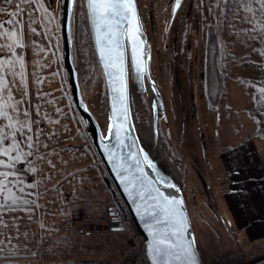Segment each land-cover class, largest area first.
Returning a JSON list of instances; mask_svg holds the SVG:
<instances>
[{
	"label": "rangeland",
	"instance_id": "374dc122",
	"mask_svg": "<svg viewBox=\"0 0 264 264\" xmlns=\"http://www.w3.org/2000/svg\"><path fill=\"white\" fill-rule=\"evenodd\" d=\"M172 1L136 0L144 30L152 46L149 61L150 75L157 83L165 112V118L159 123L158 136L154 138L151 131L152 117L149 102L131 77L130 96L136 128L146 147L162 159L167 170L171 171L176 180L182 184L203 263L264 264V239L250 242L242 233L236 231L221 199L225 176L218 159V152L223 142L238 138L250 122L246 123V112L241 111L244 106L241 104H248L240 97L241 86L240 89L233 87L235 99L231 100L227 94L223 95V92L217 103L212 104L208 100L205 92L207 26H214L220 44L228 45L229 51L233 55L237 54V62L229 68L237 65L245 56H249L251 50L258 49V46L245 35L242 36V44L239 41L241 39L228 37L222 22L215 18L213 11H209L203 0H183L175 16L171 18ZM43 3L52 13L55 22L47 26L33 25L37 28L38 35H32L26 26L24 40L34 42V46L44 48V52L34 54L32 47H29L24 49L23 54L26 64L30 66V71L27 73L30 76L29 81H36L37 76L43 81L39 84L35 82L37 99L35 112L37 107L40 111L39 116L35 115V121L41 122L43 113L52 121H58V123H48L44 120L42 125L35 124L36 130L44 129L45 137L48 138L50 135L53 157L50 158L52 160L47 166L48 174L52 173L48 179L55 181L60 180L59 175H56L58 170L55 169V164L60 159L61 162L66 160L72 163L77 159L76 157L74 160V157L80 154H70L71 147L78 149L86 147V150L92 151L94 155L96 153L74 106L62 65V42L59 30L62 2L58 4L57 0H43ZM16 4L17 0H12L5 16L0 17V22L7 19L8 12L16 11ZM85 11L81 3H78L74 13L80 86L89 108L102 122L106 120V93L101 70L93 62L87 46L82 53L87 56L82 59L83 55H79L82 49H79V43L86 41V36L82 37V31L87 24ZM247 27L244 26L242 29ZM236 28L239 30L240 27L235 25V29L233 27L231 29L236 30ZM35 61H39L40 64H35ZM229 68L227 76L240 78L239 82L242 83L239 75L243 74L241 66ZM40 96L45 100L44 102L39 101ZM59 133L60 136L66 133L67 136L65 140L63 137L62 141L57 142L60 143L57 146L55 138ZM63 147L67 150H63ZM56 148L59 152L55 151ZM61 164L63 165V162ZM99 168L100 184L94 194L93 213L86 210L88 202L81 200L78 206L81 211L75 209L66 220L74 232H80L82 228L84 231L87 227L93 228L90 223L97 219L99 241L84 248L82 260L69 261L65 264H139L146 257L123 263L122 255L128 250L125 253L115 250L112 236L110 233L106 235L111 226L126 225L123 232L126 236H122V240L117 241L118 244L130 249L141 242L100 158ZM58 172L61 175L66 170L60 169ZM77 173L80 174L81 171L77 170ZM72 177L74 179L75 175ZM58 184L54 183L51 190L58 187ZM65 192L72 195L70 188ZM53 194L60 197L57 191ZM60 202L64 203V201ZM73 202L69 201L70 204ZM77 216L84 218L75 221Z\"/></svg>",
	"mask_w": 264,
	"mask_h": 264
},
{
	"label": "crops",
	"instance_id": "0c3cea01",
	"mask_svg": "<svg viewBox=\"0 0 264 264\" xmlns=\"http://www.w3.org/2000/svg\"><path fill=\"white\" fill-rule=\"evenodd\" d=\"M238 65L243 71V74H239L242 81L248 83L242 84L239 82L240 78H235L233 75L228 77L226 74L223 81V95L227 94L231 100L235 99L233 87H242L240 97L248 104H241L244 105L241 111L246 112V123H250L238 138L223 142L218 152V159L225 176L221 199L235 230L251 242L264 239V109H257L253 113L248 110L255 104L254 97L261 94L258 89L264 88V55L251 50L249 56H245L237 65L229 69ZM25 70L28 94L22 95L23 90L18 82L11 85L12 94L17 101H23L19 106L20 110L32 106L30 119L35 121L36 83L29 81L30 76L27 75L30 71L29 64H26ZM39 101L45 100L40 96ZM44 116L43 113L40 118L41 125L42 121L46 120ZM32 128L35 141L37 131L35 123ZM44 132L43 129L33 155L16 166L19 169L16 188L21 186L24 188L23 195L30 203L23 208L3 212L2 219L7 226H0V233L3 234L0 235V240L5 242V251L0 255V264H65L69 261H78L82 260L87 245L99 241L89 232H74L66 223L69 215L75 209H79L77 206L81 200L88 202L89 199L92 201L95 199L94 194L100 184L98 154L94 150L96 153L94 155L92 151L86 150V147L80 149L71 147L70 154L80 153L74 157V160L76 157L77 159L72 163L63 160V165L60 159L55 164V169L58 171L64 169L66 172L60 175L57 171L56 175H59L60 180L49 181L48 178L52 173L48 174L47 166L53 156L50 135L47 138ZM56 136L55 144L59 146L60 143L57 142L62 141L63 137L65 140L67 134L60 136L59 133ZM45 144L47 147H44ZM58 150L56 148L55 151L59 152ZM24 151L28 152L29 149L24 148ZM31 169H35V172ZM77 170L81 173H77ZM54 183H59L58 187L53 189L55 191L51 190ZM68 188L72 195L65 192ZM56 191L59 192L60 197L53 194ZM69 201L74 202L70 204ZM93 205L86 210H93ZM28 208H31V211H27ZM92 210L89 212L93 213Z\"/></svg>",
	"mask_w": 264,
	"mask_h": 264
},
{
	"label": "snow or ice",
	"instance_id": "6c2138e0",
	"mask_svg": "<svg viewBox=\"0 0 264 264\" xmlns=\"http://www.w3.org/2000/svg\"><path fill=\"white\" fill-rule=\"evenodd\" d=\"M61 2L62 0H57L58 4ZM0 3L10 5L12 0H0ZM71 3L73 5L81 3L86 9L84 13L86 18L92 23L95 43L112 92V119L115 123L116 118H120L119 126L115 130L116 138L119 140V133L127 126L129 119L125 57L122 51L125 38L132 47L131 59L138 78H142L147 67L144 59L142 25L136 11L135 0H71ZM174 3L175 12L180 7L181 0H174ZM214 3L217 8L223 4L229 11L234 10V16L248 25L246 29L234 32L236 36L243 34L249 40L259 39L264 42V0H214ZM211 10L210 6L209 11ZM4 14L5 9L0 8V15ZM54 22L55 18L43 0H17L16 11L8 12L7 19L0 22V226H7L2 219L4 210H16L30 203L23 195L24 188L22 186L16 188L19 171L16 166L33 155L39 137L43 134V129H37L36 140H33L32 125L39 124L40 121L30 119L31 105L20 110L19 106L23 101H17L12 94L11 85L17 82L23 90L22 95L28 94L24 49L32 47L34 54L44 52V48H37L34 42L24 40L25 27L27 26L32 35H38L37 28L33 25L47 26ZM232 27L235 29V24ZM48 30L51 31L50 28ZM254 50L264 55V49ZM34 63L40 64L39 61ZM35 82L39 84L43 81L37 76ZM258 91L261 93L260 99H264V88ZM36 114L40 115L39 107L36 108ZM43 118L48 123H58L49 119L46 114ZM109 131H112L111 126ZM119 142L123 143L122 140ZM44 147H47V144ZM24 148L29 151L25 152ZM113 158L115 159L114 154ZM31 171L35 172V169ZM136 197L144 199V193L137 191ZM149 198L155 201L153 206L155 211L149 213L155 224L169 223L175 228V231L152 232L149 253L153 264H170L173 260L195 264L194 240L187 244L171 241V237L179 238L183 235L185 223L181 215L182 202L150 194ZM27 211H31V208ZM149 227L151 230L153 225L150 223ZM4 251L5 242L0 240V255Z\"/></svg>",
	"mask_w": 264,
	"mask_h": 264
},
{
	"label": "water",
	"instance_id": "95a60500",
	"mask_svg": "<svg viewBox=\"0 0 264 264\" xmlns=\"http://www.w3.org/2000/svg\"><path fill=\"white\" fill-rule=\"evenodd\" d=\"M182 1L183 0H181V3ZM135 5L139 21L142 25V39L145 51L144 59L147 67L146 71L142 74V78H138L131 59L132 47L127 38H125L122 51L124 52L125 57L129 119L127 126L119 133V140L116 138L115 130L116 127L119 126L120 118L117 117L115 123L112 119V92L109 86L108 76L105 74L103 63L100 60L98 48L95 43V32L90 20V29L93 37L95 54L105 84V121L101 122L98 120L89 108L82 94L78 79V72L75 67L72 54L71 15L74 5L71 3V0H62V6L60 9L59 30L62 42L63 69L67 77L74 106L84 124L85 130L91 139V143L98 154L108 177L114 185L130 216L136 233L140 236L144 255L148 263L153 264L149 253L152 232L175 231L173 225L169 223L156 225L155 221L151 219L149 213L155 211V208L153 207L155 201L149 198L150 194L151 196L166 197L168 199H175L182 202L181 215L183 216L185 223L183 235L179 238L171 237V241L187 244L189 241L194 240V251L196 253L195 264H204L184 198L182 184L176 180L171 171L167 170L165 165H163V167L159 165L156 161V157H159L146 147L136 128L130 96L131 77L134 79L138 90L146 96L149 102L152 117L151 131L154 138L158 136L159 123L161 119L165 118V112L162 97L157 88V83L155 79L151 77L149 70L152 46L144 30L136 0ZM174 6L175 3L173 0L171 18L175 16V13L178 10L176 9L174 12ZM110 126L112 127L111 132L109 131ZM167 139L169 138L167 137ZM120 140L123 141L122 144L119 142ZM173 148L175 149L174 146ZM113 154L115 159L113 158ZM130 156L132 158H129ZM137 191L144 193V199L136 197ZM134 197L136 198L134 199ZM150 223L153 225L151 230L149 227ZM170 264H185V262L183 260H173L170 261Z\"/></svg>",
	"mask_w": 264,
	"mask_h": 264
},
{
	"label": "trees",
	"instance_id": "16d2710c",
	"mask_svg": "<svg viewBox=\"0 0 264 264\" xmlns=\"http://www.w3.org/2000/svg\"><path fill=\"white\" fill-rule=\"evenodd\" d=\"M203 2L209 8L211 6L215 18L222 22V25L224 26V30L226 32H228V33L225 32L226 35H229L228 37H233L234 39H237V40L241 39L239 41H240V44H242L243 34H241L240 36H236L234 34V32L240 31V30H242V28L244 26L247 27L248 25L242 23L239 20V17L234 16V14H233L234 10L229 11L225 5L221 4V6L219 8H217L215 6L214 0H203ZM77 4L74 5L72 15H71V36H72L73 60H74L75 67H76L77 72H78V79H79V83H80L81 79H80V74H79V63L77 61L78 60V50L76 47V40H75V35H74V19H75L74 13H75V9H76ZM233 24H235L236 26H239L240 27L239 30H237V28H236V30L231 29ZM85 25H86V27H85L84 31H82V37L86 36V41L85 42L82 41L83 43H81V42L79 43V49L82 48V49H80L81 52L79 53V55L84 53V47L87 46V48H89V53L93 59V62L100 69V66H99V63L97 61V57L95 54L93 37H92V33H91V29H90V22H89L88 18H87V24H85ZM218 38H219L218 33H217V30L215 29V27L212 25H208L207 26V39H206L207 41H206V49H205V92L207 94L209 102L212 104L217 103L220 96L223 93V81L225 79V76H226V73H227L229 66L235 64L238 60L237 54L233 55L229 51L228 45L220 44ZM253 42L258 46V48L264 49V42L260 41L259 39L253 40ZM86 56H87V54H84L81 58L84 59V57H86ZM80 85H81V83H80ZM260 96H261V94H258L255 96V104L248 109L251 113H253L257 109H264V99H260ZM117 195H118V193H117ZM118 197L120 198L119 195H118ZM120 200H121V198H120ZM93 203H94V201L90 200V202L88 201L89 205L88 206L86 205V206L88 208H90L93 205ZM121 203H122V200H121ZM77 208H79V210L81 211L80 207L77 206ZM83 210H85V209H83ZM89 210H92V209H89ZM98 214H99V212H98ZM126 227H127L126 225H122L121 227L111 226L107 230L108 233L106 234V235H108L110 233V235L112 236L111 238L116 239V240L112 239V242L114 244L113 246H114L115 250L118 249L120 252H124V253L128 250V252H126L124 255H122V257H123L122 262L123 263H127V261H133L135 259L145 257L144 251H143V246H142L141 242L138 246H136L134 248H130V249H128V248L125 249V248H123V246L120 243L118 244L117 241L122 240V236H126V233H123L124 230L126 229ZM87 230L84 231V229L82 228L80 231L83 233L89 232V234L91 236H93V238H98V240H99V238H100L99 228L87 227ZM123 239H125V238H123Z\"/></svg>",
	"mask_w": 264,
	"mask_h": 264
},
{
	"label": "built area",
	"instance_id": "2783aa9c",
	"mask_svg": "<svg viewBox=\"0 0 264 264\" xmlns=\"http://www.w3.org/2000/svg\"><path fill=\"white\" fill-rule=\"evenodd\" d=\"M8 7H9V5L8 4H4V3H0V8H4L5 9V14H6V12H7V10H8ZM1 16H4V15H0V17ZM84 217L83 216H80V217H76V220L75 221H78L79 219H83ZM107 218V217H106ZM89 224V223H88ZM87 224V225H88ZM90 225L92 226V227H96L97 225H98V221H97V219H94L91 223H90ZM139 264H149L148 262H147V259L146 258H144Z\"/></svg>",
	"mask_w": 264,
	"mask_h": 264
},
{
	"label": "bare ground",
	"instance_id": "6f19581e",
	"mask_svg": "<svg viewBox=\"0 0 264 264\" xmlns=\"http://www.w3.org/2000/svg\"><path fill=\"white\" fill-rule=\"evenodd\" d=\"M104 116H105V115H104ZM161 160H162L161 158H157V157H156V161L159 163V165H160L161 167H163L164 164H163V162H162ZM164 160H165V159H164ZM156 161H155V162H156ZM160 166H159V167H160ZM172 171H173V170H172Z\"/></svg>",
	"mask_w": 264,
	"mask_h": 264
}]
</instances>
